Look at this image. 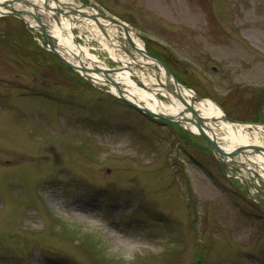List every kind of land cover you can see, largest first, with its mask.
Returning <instances> with one entry per match:
<instances>
[{
	"label": "rangeland",
	"instance_id": "rangeland-1",
	"mask_svg": "<svg viewBox=\"0 0 264 264\" xmlns=\"http://www.w3.org/2000/svg\"><path fill=\"white\" fill-rule=\"evenodd\" d=\"M90 1L226 115L264 124V0ZM89 26V51L117 67ZM35 37L0 17V264H264V182L226 176L202 137L106 95Z\"/></svg>",
	"mask_w": 264,
	"mask_h": 264
},
{
	"label": "water",
	"instance_id": "water-1",
	"mask_svg": "<svg viewBox=\"0 0 264 264\" xmlns=\"http://www.w3.org/2000/svg\"><path fill=\"white\" fill-rule=\"evenodd\" d=\"M84 8H90L92 13L84 11ZM44 13L48 15L50 22H46ZM0 15H14L23 20L33 32L41 35L46 48L54 53L63 64L77 71L94 86L120 98L145 114L178 124L190 133L202 136L209 144L213 156L223 164L224 170L226 164L237 165L251 173L255 179L264 180V146L249 143L225 149L214 130L222 122L231 125L245 124V126L252 127H264V124L235 120L227 116L210 98L209 100L219 107L221 112L219 115H203L195 107V103L199 104L205 97L184 85L161 58L138 44L130 34V32L133 34V31L124 21L101 12L89 1L76 4L65 0H0ZM60 17L65 19H60ZM76 23H81L90 30L92 29L88 25L95 24L111 43L115 38H120L125 43L129 42L140 55V58L136 57L130 50L125 49L129 58L122 60L114 57L113 60L119 63L117 67L102 66L97 62L90 64L88 61L90 59H87L79 43V40L86 41L74 31L77 28ZM52 25L57 26L60 30L68 28L75 42V47L63 43L59 35L54 34L51 30ZM110 26L121 28L123 35L116 33L110 36L105 30V27ZM132 66L141 72L145 71L154 81L144 82L131 69ZM117 72L128 74L134 86L146 91L150 100H152V96L156 97V94L160 93L173 105L175 112L150 109L140 99L127 91L126 87H130V85L123 83L122 79L116 78ZM126 94H130L132 98ZM189 125H193L195 130L190 129ZM253 154H258L259 159L256 160L251 157ZM237 155L243 156V159L234 158ZM239 177L243 178L241 175Z\"/></svg>",
	"mask_w": 264,
	"mask_h": 264
},
{
	"label": "bare ground",
	"instance_id": "bare-ground-1",
	"mask_svg": "<svg viewBox=\"0 0 264 264\" xmlns=\"http://www.w3.org/2000/svg\"><path fill=\"white\" fill-rule=\"evenodd\" d=\"M60 32L61 31L57 29V33L60 34L59 37L61 38V40L66 44L74 46V44L71 42V34L69 32H64V33H60ZM138 43L141 44L140 42ZM82 47H83L82 48L83 52L86 54L87 59H90L88 60L90 64H92V62H97V64L99 65L106 66V64L102 60L98 59L97 55L89 51V45H84ZM108 50L112 58L115 57L121 59L119 56H117V54L113 52L114 49L112 50L111 48H109ZM116 75H117L116 78H120L122 79L121 81H123L125 84L130 85V87H126L127 91H129V93H132L134 96H136L137 99L142 100L150 109L175 112V109L171 103H166L152 95H151L152 100L148 99L147 92L134 86V83L129 79L128 74L117 72ZM143 80L145 82H150L152 78L143 79ZM126 96L132 98L130 94H126ZM197 107L199 108L200 112L203 115H219L221 112L220 109L217 106H215L209 99H204L199 104H197ZM188 127L190 129H194L193 125H189ZM216 130L221 132L219 133L217 131L216 135L218 138H220L221 140L220 142H222L221 144L225 149L233 148L236 145H243L249 143L264 146V127L261 126L249 127V126H245V124L231 125L227 122L224 123L222 122L217 125Z\"/></svg>",
	"mask_w": 264,
	"mask_h": 264
},
{
	"label": "trees",
	"instance_id": "trees-1",
	"mask_svg": "<svg viewBox=\"0 0 264 264\" xmlns=\"http://www.w3.org/2000/svg\"><path fill=\"white\" fill-rule=\"evenodd\" d=\"M62 64V63H61ZM65 66V65H64ZM67 67V66H66Z\"/></svg>",
	"mask_w": 264,
	"mask_h": 264
}]
</instances>
